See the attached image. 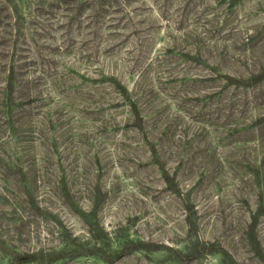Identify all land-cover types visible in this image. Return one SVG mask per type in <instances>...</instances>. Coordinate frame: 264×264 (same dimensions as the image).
Instances as JSON below:
<instances>
[{"label": "rangeland", "instance_id": "rangeland-1", "mask_svg": "<svg viewBox=\"0 0 264 264\" xmlns=\"http://www.w3.org/2000/svg\"><path fill=\"white\" fill-rule=\"evenodd\" d=\"M118 2L140 14L136 37L122 20L77 50L43 47L54 64L30 68L52 83L16 145L0 117V264L38 250L45 264H264V0Z\"/></svg>", "mask_w": 264, "mask_h": 264}, {"label": "trees", "instance_id": "trees-1", "mask_svg": "<svg viewBox=\"0 0 264 264\" xmlns=\"http://www.w3.org/2000/svg\"><path fill=\"white\" fill-rule=\"evenodd\" d=\"M31 6L33 10H31ZM107 9L112 10L111 15H119V17L111 18L108 22L101 21L102 13H109ZM28 10L29 12H26ZM36 10L38 14H47L48 12L53 14L54 11L59 10L69 13V16L72 17L64 23H50L39 20L38 17L40 16L35 13ZM88 12H92L91 21H89L88 14L86 21L83 20V15ZM139 17L140 14L135 8L133 11L123 9L118 0H44L36 5H34L33 0H26V4L17 3L16 0H0V45L5 48V50H0V117L6 125L5 128L9 136L13 138V144L16 145V141H21L26 132L27 121H29L28 116L26 117V114H29V103L43 98L37 96L40 93L38 88L43 82L46 83L45 81H47L46 84L52 83L50 82L52 79L49 80L47 74L51 73L49 68L47 70L44 68L41 71H33L30 68L31 64H38L37 61L43 62V65H45L46 59L49 63L54 62L49 56H43L41 49L47 46V48L60 49L63 53L77 50L78 46L75 39L79 38L78 35L86 32L87 36L92 35L97 38L106 30V27L115 29V23L122 20L130 23L132 27V30L126 34L136 37L138 34V23L136 21ZM1 22L4 23V26H1ZM128 23L127 25H129ZM1 29L4 30L1 31ZM59 29L61 39L65 40L62 46H60L57 39ZM125 29L123 27L122 31H125ZM49 41H56V44ZM107 45L105 48L108 49L109 46H114L115 43ZM155 45L160 46L157 41L154 42ZM33 48L37 53L35 55L32 54L31 49ZM181 55L191 56L188 53H181ZM156 57L162 58V55ZM198 57L201 58V56H196V58ZM101 77L107 79L119 89V97L129 106L134 119H137L140 123L147 120V115L139 114L136 110L140 102V95L137 94L138 90H135L136 92L131 91L128 86L123 85L118 74L108 70L102 72ZM200 78L199 75H194L187 77L186 80ZM54 84L56 85L57 81ZM41 100L46 101L47 99ZM67 248L68 246L65 244L59 251L62 252ZM29 256V259L24 258L26 260L24 264L30 262L45 264L47 262V259H43L46 257L43 250H38ZM70 257L73 259L78 258L80 253L72 252ZM97 257L104 262L103 258Z\"/></svg>", "mask_w": 264, "mask_h": 264}]
</instances>
